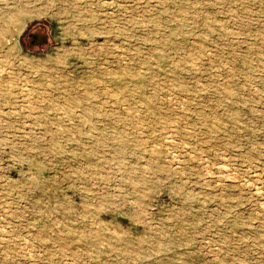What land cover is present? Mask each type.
<instances>
[{"label": "rangeland", "instance_id": "1", "mask_svg": "<svg viewBox=\"0 0 264 264\" xmlns=\"http://www.w3.org/2000/svg\"><path fill=\"white\" fill-rule=\"evenodd\" d=\"M0 264H264V0H0Z\"/></svg>", "mask_w": 264, "mask_h": 264}]
</instances>
